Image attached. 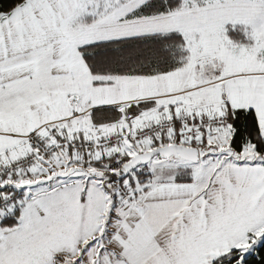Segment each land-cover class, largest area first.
I'll return each mask as SVG.
<instances>
[{"label": "snow or ice", "instance_id": "6c2138e0", "mask_svg": "<svg viewBox=\"0 0 264 264\" xmlns=\"http://www.w3.org/2000/svg\"><path fill=\"white\" fill-rule=\"evenodd\" d=\"M0 264H264V0H0Z\"/></svg>", "mask_w": 264, "mask_h": 264}]
</instances>
